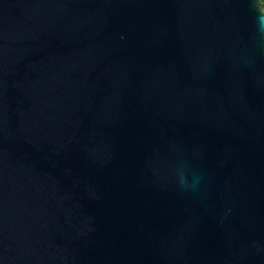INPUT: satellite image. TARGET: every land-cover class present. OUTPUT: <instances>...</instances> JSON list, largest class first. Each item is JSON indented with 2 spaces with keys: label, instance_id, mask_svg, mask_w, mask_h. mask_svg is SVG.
<instances>
[{
  "label": "water",
  "instance_id": "1",
  "mask_svg": "<svg viewBox=\"0 0 264 264\" xmlns=\"http://www.w3.org/2000/svg\"><path fill=\"white\" fill-rule=\"evenodd\" d=\"M0 264H264L261 0H0Z\"/></svg>",
  "mask_w": 264,
  "mask_h": 264
},
{
  "label": "trees",
  "instance_id": "2",
  "mask_svg": "<svg viewBox=\"0 0 264 264\" xmlns=\"http://www.w3.org/2000/svg\"><path fill=\"white\" fill-rule=\"evenodd\" d=\"M261 6L264 8V0H261Z\"/></svg>",
  "mask_w": 264,
  "mask_h": 264
}]
</instances>
